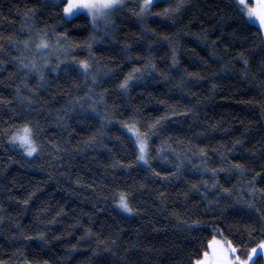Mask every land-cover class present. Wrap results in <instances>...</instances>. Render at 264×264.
<instances>
[{
	"label": "trees",
	"instance_id": "1",
	"mask_svg": "<svg viewBox=\"0 0 264 264\" xmlns=\"http://www.w3.org/2000/svg\"><path fill=\"white\" fill-rule=\"evenodd\" d=\"M180 3L93 22L0 0V264H196L214 238L245 259L264 243L263 31L239 0Z\"/></svg>",
	"mask_w": 264,
	"mask_h": 264
},
{
	"label": "snow or ice",
	"instance_id": "2",
	"mask_svg": "<svg viewBox=\"0 0 264 264\" xmlns=\"http://www.w3.org/2000/svg\"><path fill=\"white\" fill-rule=\"evenodd\" d=\"M65 2L68 3V8L66 9V12L69 15H72L80 10H88L89 12H93L94 15H102L105 14V9H111L117 6L120 3V0H65ZM152 2L153 0H148V4H151ZM239 4L244 5L245 0H239ZM180 6H183V0H181ZM243 10L244 9L242 8L241 11ZM247 15L253 22H258L259 28H264V12L256 13L254 11H248ZM41 46L47 47V44H42ZM30 136V129L25 128L23 129V135L14 137L13 142L15 143L17 140H19L21 145L25 147L27 154L31 156L37 151V149L35 148L32 140L30 139ZM139 150L141 152L139 159L141 161H145L146 163L145 156L143 154V147H141ZM121 207L127 212L132 211L124 197H121ZM229 252L233 254V259H229ZM235 252V248H229L227 251H225L222 258H213L211 260L208 259V254L206 253L205 259L202 264H256V260L253 259L254 257L264 258V244H261L259 246V250L253 248L245 260H240L238 256L234 255Z\"/></svg>",
	"mask_w": 264,
	"mask_h": 264
},
{
	"label": "rangeland",
	"instance_id": "3",
	"mask_svg": "<svg viewBox=\"0 0 264 264\" xmlns=\"http://www.w3.org/2000/svg\"><path fill=\"white\" fill-rule=\"evenodd\" d=\"M122 0H120L121 2ZM155 0H153L154 2ZM120 4V3H119ZM119 4L117 6H115L114 8H111V9H105L104 10V13L105 14H102V15H94L93 12H89L88 10H80V11H77L75 12L74 14L72 15H69L67 12H66V9L68 8V3H66L65 5V15L67 17H72V16H75L79 13H85L87 14L91 20L93 22H99V21H105L106 18L111 14L112 11H114V9L116 7L119 6ZM152 4V3H151ZM243 9H244V13L246 15V17L251 21L253 22L247 15L248 11H254L256 13H260V12H264V0H253V2L251 3L249 0H245V4L243 5ZM255 23L256 25H258V22H253ZM261 30L263 31V34H264V28H261ZM137 137V136H136ZM138 142H141V141H138ZM140 147H144L143 143H140L139 145ZM264 244V243H263ZM229 248H235L232 244L230 243H227L225 242L224 240L220 239V238H214L211 243L209 244L208 246V250L204 252L203 254V257L200 261H198L196 264H202V262L204 261L205 259V254L207 253L208 254V259L211 260L213 258H216V259H220L223 257L225 251H227ZM236 249V252H235V256H238L240 258V260H245V258H242L239 254V251L237 248ZM256 249H259V246L256 248ZM233 254H231L229 252V259H233Z\"/></svg>",
	"mask_w": 264,
	"mask_h": 264
}]
</instances>
